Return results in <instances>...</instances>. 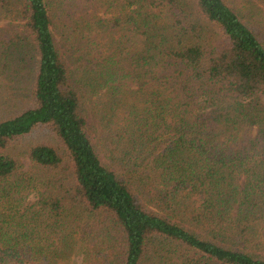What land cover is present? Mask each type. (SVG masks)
Here are the masks:
<instances>
[{
    "label": "trees",
    "instance_id": "trees-1",
    "mask_svg": "<svg viewBox=\"0 0 264 264\" xmlns=\"http://www.w3.org/2000/svg\"><path fill=\"white\" fill-rule=\"evenodd\" d=\"M0 264H264V0H0Z\"/></svg>",
    "mask_w": 264,
    "mask_h": 264
},
{
    "label": "rangeland",
    "instance_id": "rangeland-1",
    "mask_svg": "<svg viewBox=\"0 0 264 264\" xmlns=\"http://www.w3.org/2000/svg\"><path fill=\"white\" fill-rule=\"evenodd\" d=\"M40 138H43L42 132L41 133L38 132L36 135L29 136L28 138H25L24 140L21 141V144L19 145L17 152L20 154V159L23 162L25 168H27L29 165V161L25 155L27 146H29L32 143L37 142V140H39Z\"/></svg>",
    "mask_w": 264,
    "mask_h": 264
}]
</instances>
